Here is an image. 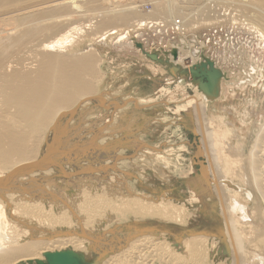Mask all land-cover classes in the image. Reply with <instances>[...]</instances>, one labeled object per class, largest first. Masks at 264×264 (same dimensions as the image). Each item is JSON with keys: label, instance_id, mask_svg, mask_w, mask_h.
Returning a JSON list of instances; mask_svg holds the SVG:
<instances>
[{"label": "bare ground", "instance_id": "obj_1", "mask_svg": "<svg viewBox=\"0 0 264 264\" xmlns=\"http://www.w3.org/2000/svg\"><path fill=\"white\" fill-rule=\"evenodd\" d=\"M108 1L112 9L100 7ZM149 1L153 9L142 15L138 6L114 0H0V20L18 22L13 33H0V264H264V110L239 117L263 118L245 132L206 114L224 100L230 68L240 71L236 83L245 71L256 74L248 79L254 88L241 92L248 98L264 88V0H196L197 15L184 12L195 0ZM177 18L186 47H193L189 30L215 27L226 32L223 46L212 56L182 48L173 63L183 70H171L172 80L151 78L154 99L99 90L103 75L93 49L64 56L80 38L96 35L134 49L136 25L159 21L165 32ZM243 30L249 39H237ZM139 54L156 74L167 63ZM203 60L222 73L214 101L189 79ZM171 105L175 119L199 135L197 155L207 160L199 174L193 158L189 167L180 162L190 151L186 143L175 150L141 137L149 133V109L160 110L164 125L174 124ZM139 160L173 168L188 187V203L141 190L147 180L135 171ZM193 217L221 230L190 229Z\"/></svg>", "mask_w": 264, "mask_h": 264}, {"label": "rangeland", "instance_id": "obj_2", "mask_svg": "<svg viewBox=\"0 0 264 264\" xmlns=\"http://www.w3.org/2000/svg\"><path fill=\"white\" fill-rule=\"evenodd\" d=\"M114 1H116V2L120 1L119 3L121 5H124L125 3H126V5L129 4L131 6L136 5L139 7V10L141 9L139 14L141 13L142 15H145V13H148L151 9H153V8H151V6H153V5H151V3L153 4V2H150L149 0H114ZM137 1L138 2L141 1L140 4ZM103 3L104 4L107 3V5L108 4L109 5L106 6L103 4L100 7L104 6L103 8L108 7L109 9H112V6H110L111 3L109 1L106 3L105 2H103ZM136 3H138V4H136ZM195 5L199 7L200 3H198V1L195 0V2L190 4L188 6V8L185 9L184 12L188 13L190 11L192 13V15L193 14L197 15V13H196L197 9H196ZM208 7H210V6H207V7H206V5L204 6V8H208ZM220 7H227V5L220 4ZM94 9L95 10L92 13H96L98 11L97 7H94ZM214 9H216V10H214L215 13L218 14L219 8H214ZM137 10H138V8H137ZM63 11L64 10H61V13ZM198 11L199 10H197V12ZM214 11L209 12V14H211V16H208L209 18H214V14H213ZM65 12H67V11H65ZM59 15L60 14H57L56 16L58 17ZM202 15L203 14H201V16ZM239 15L243 16L245 14L239 13ZM198 16L201 17L199 13H198ZM198 16L197 17L195 16V17L198 18ZM245 16H248V15H245ZM63 18H65V16ZM63 18H61V19H63ZM245 18H247V17H245ZM77 19L80 22L83 20V19H81V16L77 17ZM15 23H16V25H18V22H16V19H13V20L9 21L8 23H6V21L0 20V33L2 34V33L6 32V35L3 34L4 36H7V34L9 35V33H13V32H11V29L12 30L14 29L13 27L16 26ZM188 24H190V22H188L187 25ZM118 28L121 29L120 31L124 32V29H125L124 27H118ZM132 30H133V28H132ZM196 30L197 29H191L187 32L188 35L190 36L189 38L199 35V33H198L199 30L198 31H196ZM204 30H207V29H201L200 32L204 31ZM236 31L237 30H235V32ZM115 33H116V31H115ZM115 33H112V34H115ZM234 35H236V33ZM243 35H244V39L250 38L249 34L246 35L245 31L243 30L241 32H238L237 39H241V37ZM4 36H1V37H4ZM10 36H11V34H10ZM97 36L98 35H96V37L91 36V37H87V38L86 37L80 38L79 40H77L78 45H76L73 49H68L64 53V56L65 57L67 56L66 58H70L73 56V58H74L75 56H77V57L78 56L80 57V55L84 56L85 53H86L85 56H87V54L90 55V53H89V51H91L90 49H93L92 53H93V51H95V52L93 53V55L91 53V56L93 57V59H96V57H98L97 61H98V63L100 62L99 63V65H100L99 72H100L101 76L103 75L101 84L98 86L99 90H101L102 92H103V90H107V89L111 90L113 92H116L117 89H122L123 93L124 92L125 93H134V94L139 95L143 98L147 97V98L154 99L156 97L152 92L151 78H156V79L169 78L172 80L174 78V76H172L173 74H172V72H170L171 70H174V68H178L181 70L184 69L183 66H180V65L175 66L174 63L172 64V63H169L167 61L166 65L160 66L159 73L156 74L152 71L153 69L150 67L151 66L150 63H143L142 62V60H144V59H142L141 54H139V52H138V48L142 49V46H141L140 42L137 41V39H133V43L136 44V45H134L135 48L134 49H128V48H121V47H119V45L113 44V42H111L110 38H108L106 41L99 42L96 39ZM195 39H196V37H195ZM177 40L179 42H181L184 39L179 34H177ZM39 41L40 40H37L38 43H40ZM34 42H35V40H34ZM34 42L33 41L31 42L32 43L31 47H33ZM37 42H35V43H37ZM35 46H36V44H35ZM95 53L97 54L96 57H94ZM73 58H71V59H73ZM138 68H142L144 70V72H142L143 74L138 72ZM235 69H237V68L228 69L229 72H231L230 78H232V79L229 83L224 84L225 85V98H224V100L219 101L216 105H214V107H213L214 109L210 108V110H207L206 114L209 115L208 117H211L212 115H215V116L222 115L225 117L226 122H228L231 125L230 127H233V128L236 127L237 129L241 128V129H243V132H245L249 129H252L253 127L259 128L260 124H262L263 118H260L258 120L257 117L247 114L248 117H246V121L244 122V120L239 118V117L243 118V115H246V113H245L246 111L251 113L250 111L253 108L257 111L264 110V105L261 103V100L263 99L262 97L264 96V92H263L264 88L260 89V87H259V89H257L258 91H256L252 95V97H249L250 100L254 99V101L258 103V105H251L249 98H248V93H246L244 95L241 92L243 91V89L250 86V84L248 83V79L250 77L255 78L256 74H250L249 75L248 72H250V71L243 72L242 78H241L242 80L239 81L240 84L242 85V88L241 87L239 88V82L236 83L233 78H236V80H237L238 74L240 73V71L238 72ZM144 78H145V80H144ZM189 79L191 81L190 75H189ZM130 83H131V85H130ZM139 83H141V84H139ZM234 84H237L238 86L236 85V87L233 88ZM251 88H254L253 85L251 87H249L248 89H251ZM188 92L191 95L194 94V92L191 88H188ZM229 92L234 93V94L236 93V96L235 95L233 96L231 94L230 95L231 98H227V94ZM224 107H225V109H223ZM174 109H176L175 105L174 106L171 105L170 111L168 112V117L171 120L172 119L174 120L173 121L174 124H172L171 127L164 125V122L162 123V120L159 118V116H160V110L159 109L152 108V109H149L148 111H146L147 115H149V121L146 125L147 130H149V133L147 134L146 137L145 136H141V137L144 138L145 141H147L149 144H151L153 146H161V145L165 146L167 144L170 146L172 144L173 148L175 150H177L178 145L181 146L182 144L186 143V145L189 146L190 151H189V153H181L180 162L182 165L185 163L184 165L189 167L190 161L193 158L196 161L194 171H196V173L199 174L201 172L202 167L207 165L206 158L201 157L199 154L197 155V153L199 152V149L202 145L200 142V139H199V135L191 132V130H188L186 128L185 122L183 123V122L179 121L178 119H175V116L172 113V112H174ZM180 114L185 115L183 112H181ZM137 119H138V121L140 120V118H137ZM121 120H122L121 117L119 119V116H118L117 119L114 120V121H116V124H115V127H113V128L117 129L118 128L117 125ZM241 123H245L244 127H240ZM111 124L114 126L113 122H111ZM160 124H161V126H160ZM173 127H174V129H173ZM175 130H177V132L174 134ZM250 140H251V137H250ZM172 158H174V157H172ZM134 167H135L136 173H138L141 178H144V180H147L146 181L147 183L145 184L146 188H144L142 186L143 189H141V190H145L147 192L151 191L150 193L155 192L160 196H162L163 194H166L169 196V198H171L173 200H178V201H181L182 203H188V199H187V196L189 195L188 187L185 185L182 178H180V176L178 174H176V172H174L173 168H166L165 166H163V165L161 166L158 163H155L153 165H148V167H147L146 163H144V160L136 161L134 163ZM244 191H245V189H244ZM244 191L242 194L245 196V193L247 191H245V192ZM167 192H169V193H167ZM249 198L252 199L251 197H249ZM192 210L196 211L194 208ZM250 223H252V221H250ZM210 225L211 224H209L208 221H206L205 223H202L201 221L198 222L197 218H195V217H193L191 219V222H189V228L190 229L197 228L198 230H202V229L214 230L216 228L217 231L221 230L218 227L212 228ZM170 229L175 234H177V233L179 234L183 231V230H180L181 228H170ZM223 244H222V247L225 248V244L224 245Z\"/></svg>", "mask_w": 264, "mask_h": 264}, {"label": "built area", "instance_id": "obj_3", "mask_svg": "<svg viewBox=\"0 0 264 264\" xmlns=\"http://www.w3.org/2000/svg\"><path fill=\"white\" fill-rule=\"evenodd\" d=\"M174 24L177 27L175 26L174 29L173 26L166 27L164 29L165 32H162V27L164 26L162 23L146 20L133 28L132 33L130 32L132 34L130 38L132 41L137 39L140 42L142 49L138 48L139 53L149 52V54H155L156 58H165L172 64L182 48L186 52H191L192 55L197 56L202 53L205 56V53L211 55L216 48L223 46L222 37H225L224 34H226L223 28L215 27L201 32L199 30V35L196 36L197 39L195 37L189 38L193 47L190 45L186 47L184 43L177 40L178 27L182 26L181 19L177 18L174 20ZM133 45L136 44L133 43Z\"/></svg>", "mask_w": 264, "mask_h": 264}, {"label": "water", "instance_id": "obj_4", "mask_svg": "<svg viewBox=\"0 0 264 264\" xmlns=\"http://www.w3.org/2000/svg\"><path fill=\"white\" fill-rule=\"evenodd\" d=\"M148 57L152 59H157L154 55H148ZM207 63L202 62L200 65H196L189 69V73L191 76V81L197 83L199 85V90L204 91L206 95H214V99L210 101H214L217 99L218 95V82L222 77L221 71L218 69H214L213 64L206 60ZM215 93V94H214Z\"/></svg>", "mask_w": 264, "mask_h": 264}]
</instances>
